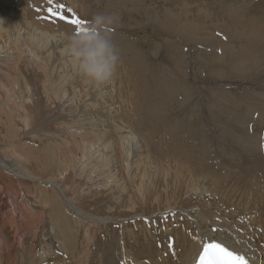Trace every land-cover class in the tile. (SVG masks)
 <instances>
[{"label":"rangeland","instance_id":"rangeland-1","mask_svg":"<svg viewBox=\"0 0 264 264\" xmlns=\"http://www.w3.org/2000/svg\"><path fill=\"white\" fill-rule=\"evenodd\" d=\"M133 1L55 0L49 5L48 0H0V157L8 167L36 178L17 177L0 163V263L18 252L15 231L24 235L22 264H160L162 257L188 255L194 248L191 226L183 231L185 217L174 215L177 212H188L197 219L202 213L214 223L248 227L242 222L248 212L233 208L228 199L221 202L212 193L192 194L200 180L190 186V178L178 179L177 174L183 172L175 165L184 164V157L168 148L173 143L183 149L187 144L225 148L227 156L221 160L236 159L232 153L237 150L227 149L236 142L229 125L235 121L234 111L245 108L244 103L235 106L234 101L244 96L252 112L244 115L243 123L238 120L239 127H247L254 138H238L239 143L255 144L264 154V0H136L137 5ZM55 4L65 6L56 9L65 19L48 12ZM97 14L112 17L109 32L120 58L114 77L105 84L86 78L65 49L70 50L69 37L76 33L69 21L83 19L85 27ZM172 16L178 27L191 30L184 40L167 35L164 23ZM34 27L52 38H39ZM255 33L260 34L253 47L255 55L236 60L238 72L233 73V67L225 72L212 63V54H222L224 48L240 52L249 48ZM204 37L216 38L220 45L206 46ZM176 56L181 63L176 70L164 64L157 67L161 61H175ZM177 70L188 78L203 77L190 99L183 91L173 95V91L156 87L157 80L173 81L171 74ZM144 87L149 91L145 97L140 92ZM151 90H159L160 96L153 100ZM17 93L23 95V103H15ZM209 93L223 102L230 96V104L225 102L229 111L224 114L226 106L209 104ZM217 115L223 117L222 123ZM247 117L252 121L247 122ZM127 131L140 135L142 144L148 145L150 154L142 160L135 158L140 167L148 162V168L136 174L120 170L112 176L114 167L106 165L126 158L121 147ZM171 133L177 138H170ZM241 152L239 160L249 153L243 148ZM204 153L186 156L193 175L206 178L212 174L221 184L228 183L233 176L228 168L219 167L221 160ZM156 174L161 180H156ZM112 177L119 180L115 187ZM57 187L85 218L100 222L92 249L82 239L84 221L69 214L73 249L64 234L56 239L53 227L61 225H52L60 223L52 211L66 209ZM29 226L41 228L36 239L23 232ZM205 226L217 229L213 223ZM176 235L180 237L177 251ZM47 250L57 259L42 263L37 256Z\"/></svg>","mask_w":264,"mask_h":264},{"label":"bare ground","instance_id":"bare-ground-1","mask_svg":"<svg viewBox=\"0 0 264 264\" xmlns=\"http://www.w3.org/2000/svg\"><path fill=\"white\" fill-rule=\"evenodd\" d=\"M133 3L135 5H137L136 0H134ZM177 20H179V19H177ZM164 29L167 32V35L169 37L174 38L176 40H184V38L187 35L191 34V30L189 28H187L186 26H182L181 24H179V27H178V25H176V23L174 22L173 16L170 19L165 21ZM191 29H194V27H192ZM34 30L37 32V34H39V38L44 39V35H47L49 38H52L51 34L40 31L39 29H37L35 27H34ZM259 38H260V34L255 33V35L249 39L252 42L251 46L249 48L245 47L242 52H240V49H231L230 47H227V48H224L222 50V54H212L214 57V62H212V63H216L217 64L216 68L219 67L220 69H222L225 72L230 71L232 69V67H233V73L238 72L236 67L234 66L236 63V60L244 61V59L245 60L248 59L247 56L255 55V50L253 49V47H255V48L257 47L256 42ZM203 42L205 43L206 46L209 45L210 43L220 45V41L217 40L216 38H212V37L211 38L204 37ZM65 49L68 52L66 54V56L70 57L71 56L70 50H67L66 47H65ZM1 50H2V48H1ZM263 55H264V53L262 54V56ZM169 56H173V55L170 54ZM146 58H147V60L150 59V57H148V55L146 56ZM227 58H231L232 59L231 62L227 61ZM164 62L161 61L160 63H157V67H160L161 65L164 64V66L166 68H168L170 71H174L181 64L179 62L177 56L175 58V61L170 60L168 62L167 61H164ZM152 63L155 64L156 61L154 60ZM167 64H169V65H167ZM244 66H246V65H244ZM206 68H204V69H206ZM247 68H245V69H247ZM178 71L179 70H177L171 74L173 76V81L168 80V83H165V82L161 83L157 80L156 81V87H159L160 88L159 90L167 89L169 91H173V95H175L177 92L183 91L187 96H189V99H190L193 95H196V93H197V92H193V94L190 95L191 94L190 92L195 91V88L199 87L198 83L201 79L203 80V77H201V78H197V77L188 78L187 75H184L183 73L178 72ZM240 71H243L241 67H240ZM240 71H239V73H240ZM205 72H206V70H205ZM169 75L167 74V76H169ZM167 76H166V78H167ZM202 76H203V74H202ZM159 78L164 80V77H159ZM262 83H263V81H262ZM159 90H156V91L151 90V92L154 93L153 100L156 98V96H160ZM11 92H13V91H9L7 93L9 94ZM140 92L145 97L146 93L149 91L145 90V87H144L143 90H141ZM217 95H219V94H217ZM224 95H226V93ZM229 97L230 96L225 97V99H224L227 101V102L226 101L225 102L228 104H230V101H229L230 98ZM23 98L24 97L22 94L17 93L14 96L15 103H18V102L23 103V101H22ZM207 98L206 99H207L209 104L213 103L214 105L219 106V107L226 106L225 102L217 100V99H220L221 97L217 98L215 96V93H209ZM162 99H163V97H162ZM220 100H222V99H220ZM246 100L247 99L244 96L236 98V100L234 101V105L236 106L239 103H241V105H243L242 103H244L245 108L242 111L240 110L241 112H239V109H238V112L234 111V115L232 117L235 120L234 122H232V123L230 122L231 123L230 125L227 122L224 124V125L228 124L229 127L232 128L230 132L234 134V137L236 139V142L232 145L229 144L230 146H228V148H227L228 150H231V149L237 150L236 154L232 153L233 158H236V159L229 160L227 158V159L221 160V156L222 157L227 156L226 154H224L225 148L223 149V151H220V150H217V148H215V149L212 148L211 146H210L211 148H208V146H207L208 149H206V148H204V146L196 147L194 145L192 147H188L189 145L187 144L186 145L187 148L184 147V149H183V145H178L177 143H173V146L169 147L168 150H170L171 153L175 154L176 156H181V154H180V152H181L182 156L184 157V160H183L184 164H182L180 162L179 164L177 163L175 165L177 169L180 168L182 170L181 172H183L182 175L177 174L178 179L183 178L185 176H186V180H188V178H190V181H189L190 186H192V184L195 183L194 181L200 180L199 185H197V186L193 185L194 188L193 189L190 188V189H192L191 190L192 194L212 193L213 194L212 196L217 195L219 201H221V202H224V198L228 199L229 201L227 200V202L230 203L233 206V208H235V207L239 208L240 207L245 212H248L247 214L243 215V218H242V222L244 224L248 223L247 224L248 227L246 229H244L243 227H241L240 225H237V224H232L230 227H228V225L219 224L217 222L214 223L211 218L203 216L202 213L197 214L198 218H199V219H197L196 216H193L192 214L190 215L188 212H185V211L180 212V213L177 212L174 215H177V217H181V216L185 217L183 222H182V230L185 231L189 225L191 226V231H192V235H193V239H194V248H193L192 252L188 255H183V256H179V255H174V256L168 255V256H166L165 255L166 257L161 258L160 264H197L198 259H199V253L202 251V242H201L202 239H203V241H207L208 237H212V236H216L218 241L225 243V245L227 247H229L230 250H234L236 252L244 254L246 259L249 261V264H264V156H263L264 154L262 155V149L254 148L255 144L253 146H247V144L244 142L242 144H240L239 143L240 140L238 139V138H240L243 141L244 139L249 140L251 138H254L253 135H251V133H250L251 130L249 131L248 128L246 127L247 125H245L246 130H244L245 129L244 127L243 128L239 127L240 122L238 120L244 121V119H245L244 115L249 113V112H252V109H251L252 105L250 102H248V105L245 104ZM162 102H164V100ZM11 103H13V102L11 101ZM16 106L18 107V105H16ZM227 108H229V105L226 106V109H224L223 113L229 111ZM219 109H222V108H219ZM253 110H255V109H253ZM255 111H257V110H255ZM19 112H20V109H19ZM210 114L212 115L211 111H210ZM217 116H218V122L222 123V122H220L221 121L220 119L221 118L223 119V117H220V115H217ZM251 118L247 117V122L252 121ZM227 120H228V118H227ZM243 121L241 123H243ZM223 123H224V121H223ZM244 124H246V122ZM221 125H223V124H221ZM160 126H162V125H160ZM165 128H167V127H165ZM251 129H253V128H251ZM125 133L126 134L122 139L123 144H122L121 150H122V152L125 153L126 158L124 160H121L122 162L119 161V163H115V164H112L110 162V164L107 163V165H106V167H109V168H111V165L114 167V170L111 173L112 176H115L117 174V172L120 170H122L123 172L126 171L129 173L132 172V174H136L137 170H140L141 168H148V166H146V164L148 165V162L145 164V166L143 163V166L140 167L139 163H136V161H135L136 157L139 158L140 160H142V158L145 157V154H148V155L150 154V149H149L148 145L145 144L146 142L144 144H142L140 137H139L140 135L138 136L135 132L127 131ZM187 134L189 137L191 136L190 131ZM99 137H100V135H99ZM170 138H177V135L174 136L171 133ZM256 139H258V138L256 137ZM237 143H239L238 147L236 146ZM242 148L244 150H248L249 153L246 155L245 158L239 160L238 159L239 158L238 152H240L242 155V152H241ZM204 152H206V156L215 157V158L219 159L218 161L221 160L222 165H218L219 167H221L223 169L228 168V173L233 175V176H229L231 178V180L228 181V183H230V184H228V183H222L221 184V179L217 178L215 175H212V174L206 178H196L193 175L192 167L188 162L185 161V158H186V156L190 157V158H191V156H193V158H194V156H196L197 154L204 153ZM181 157H179V158H181ZM137 158H136V160H137ZM146 160L149 161L147 158H146ZM214 161H216V160L214 159ZM3 162H4V158L1 156L0 157L1 167L6 171L11 172L13 175L20 177V178H23V179L28 178V179L36 180V178L31 177L29 174H27L23 171H17L13 168L8 167ZM170 166L171 165H169V168H170ZM232 170H234V171H232ZM151 171H152V169H151ZM153 171H155V170H153ZM144 172H146V170ZM168 172H169V169H168ZM126 174L127 173H125V175ZM146 174H149V173H146ZM153 174H152V177H153ZM175 176H176V174H175ZM150 178H151V176H150ZM157 179L161 180L159 174H156V180ZM111 180H113V182H114V184H113L114 187L119 182V180L117 181V179L113 178V177ZM178 181H180V180H178ZM166 182H167V180H166ZM192 182H194V183H192ZM57 188L60 191L59 194H60L61 198L62 197L64 198L63 204H64L66 209L61 207L60 209H58V211H55V210L52 211L53 219H55V218L60 219V223L52 222V225L53 226H56V224L61 225V227H59L58 229H55L53 227V230H55L56 239H60L61 236L64 234V238L66 240V243L68 244V246L70 247L71 250L73 249V247L75 245V237H74V233H73L72 229L70 228L71 224L67 220V214H69L72 217L79 219L80 221H84L85 228H84V233L82 235V239L87 240L86 243L91 247L93 244H95L93 241H95L94 237L97 234L96 229L99 227L100 222H98L97 219L85 218V216H83V214L73 204L70 203L68 198L62 192V190L59 189V187H57ZM168 212L169 213L171 212V214H173L172 211H168ZM174 215H173V217H175ZM63 222L66 223L67 226L64 225L65 227H63ZM205 223H213V224L217 225L216 231H213L212 229H209L208 227H206ZM176 224H178V223H176ZM40 231H41V228H39V227L29 226V227L23 228V232L28 234V235L32 234L34 239H36V237L39 236ZM15 234L16 235L14 237V240L16 242V247L18 249V252L16 254H14L9 259V261H4L3 259H1L0 264H22L23 261L20 260L19 257L22 254V251L24 250V235L17 233V231H15ZM179 239H180V237L178 235H176V237L174 238L176 251L179 248V243H180ZM37 243L38 242L36 241V244ZM1 244H2V241H0V245ZM91 249H92V247H91ZM68 254H69V252H68ZM68 254H67V257L70 256ZM37 258L40 259V261L42 263L57 259L56 255L55 254L53 255L48 250L45 251L42 255L38 254ZM153 264H155V262Z\"/></svg>","mask_w":264,"mask_h":264},{"label":"clouds","instance_id":"clouds-1","mask_svg":"<svg viewBox=\"0 0 264 264\" xmlns=\"http://www.w3.org/2000/svg\"><path fill=\"white\" fill-rule=\"evenodd\" d=\"M112 23V17L97 14L83 30L69 37L70 54L81 73L97 84L112 80L120 59L109 32Z\"/></svg>","mask_w":264,"mask_h":264},{"label":"snow or ice","instance_id":"snow-or-ice-1","mask_svg":"<svg viewBox=\"0 0 264 264\" xmlns=\"http://www.w3.org/2000/svg\"><path fill=\"white\" fill-rule=\"evenodd\" d=\"M49 5L55 3V0H48ZM63 4H55L49 7L48 12L54 16L59 15L61 19L66 17L61 15L56 9H63ZM74 26L76 33L83 30L87 21L77 18L69 21ZM213 231H216L213 229ZM202 251L199 253L198 264H249L245 255L234 250H230L225 243L218 241L216 236L208 237L207 241L202 239Z\"/></svg>","mask_w":264,"mask_h":264}]
</instances>
